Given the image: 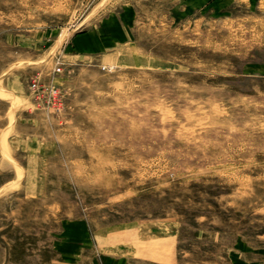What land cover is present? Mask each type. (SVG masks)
<instances>
[{
	"label": "rangeland",
	"instance_id": "rangeland-1",
	"mask_svg": "<svg viewBox=\"0 0 264 264\" xmlns=\"http://www.w3.org/2000/svg\"><path fill=\"white\" fill-rule=\"evenodd\" d=\"M175 2L0 0V264H264V11Z\"/></svg>",
	"mask_w": 264,
	"mask_h": 264
},
{
	"label": "crops",
	"instance_id": "crops-1",
	"mask_svg": "<svg viewBox=\"0 0 264 264\" xmlns=\"http://www.w3.org/2000/svg\"><path fill=\"white\" fill-rule=\"evenodd\" d=\"M175 11L183 17L194 14H206L213 17L233 18L241 10L246 13L264 11V0H176ZM132 31L123 22L116 25L112 19L106 20L99 30L85 33L80 40L85 41V46L90 52L111 49L118 41L131 40ZM264 74V65L259 67ZM83 239V233L80 235Z\"/></svg>",
	"mask_w": 264,
	"mask_h": 264
},
{
	"label": "built area",
	"instance_id": "built-area-1",
	"mask_svg": "<svg viewBox=\"0 0 264 264\" xmlns=\"http://www.w3.org/2000/svg\"><path fill=\"white\" fill-rule=\"evenodd\" d=\"M33 87L39 91V94H42L46 99L48 106H56L59 104V92L58 89L52 85L44 87V85H38L35 82L32 84Z\"/></svg>",
	"mask_w": 264,
	"mask_h": 264
}]
</instances>
